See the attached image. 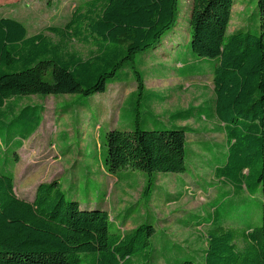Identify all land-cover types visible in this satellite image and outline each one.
I'll use <instances>...</instances> for the list:
<instances>
[{"label":"trees","instance_id":"obj_1","mask_svg":"<svg viewBox=\"0 0 264 264\" xmlns=\"http://www.w3.org/2000/svg\"><path fill=\"white\" fill-rule=\"evenodd\" d=\"M232 6L233 0H190L189 51L207 62L214 100L212 108H189L169 119L216 120L227 154L211 173L233 189H260V225L213 227L201 262L180 254L172 264H264V0H257L254 28L227 34ZM178 15L179 0H87L62 27H46L31 37L18 21L0 17V148L6 155L0 163V264H154L152 226L125 233L113 229L104 210L81 209L55 179L39 183L31 199L19 198L8 169L16 158L7 157L41 123L42 107L18 110L22 98H89L104 93L129 67L137 88L126 103L140 102L146 89L134 59L154 49ZM74 42L92 48L87 59L70 50ZM133 125L106 132L102 167L112 176L144 173L149 196L156 176L186 172V136L192 130H142L136 118Z\"/></svg>","mask_w":264,"mask_h":264},{"label":"rangeland","instance_id":"obj_2","mask_svg":"<svg viewBox=\"0 0 264 264\" xmlns=\"http://www.w3.org/2000/svg\"><path fill=\"white\" fill-rule=\"evenodd\" d=\"M85 1L0 0V17L18 21L25 27L26 36L31 37L46 27H62ZM256 3L257 0H233L227 34L254 28L258 21ZM189 5L190 0H179L176 26L154 49L134 59L146 89L140 102L134 106L126 103L137 88L129 67L118 74L117 81L109 84L104 93L89 98H22L18 110L27 105L42 107L41 123L7 157L9 161L16 158L8 169L19 198L31 199L39 183L55 179L67 200L77 202L81 209L104 210L113 229L118 226L125 233L139 225L152 226L154 264H172L180 254L201 262L206 234L211 228L258 227L261 220L260 189H233L211 173L210 169L224 163L227 154L216 120L212 117L182 123L169 119L171 114L189 108H212L214 100L207 62L190 55ZM70 50L83 59L92 52L91 47L75 42ZM135 118L142 130L182 126L192 130L186 136V172L156 176L149 196L144 194V173L125 170L112 176L102 167L106 132L132 130ZM1 148L0 163L1 157H6Z\"/></svg>","mask_w":264,"mask_h":264}]
</instances>
